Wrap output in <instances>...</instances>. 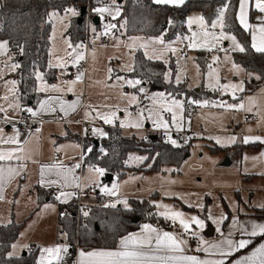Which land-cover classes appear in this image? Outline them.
I'll return each instance as SVG.
<instances>
[{
    "label": "rangeland",
    "instance_id": "1",
    "mask_svg": "<svg viewBox=\"0 0 264 264\" xmlns=\"http://www.w3.org/2000/svg\"><path fill=\"white\" fill-rule=\"evenodd\" d=\"M120 2L121 0H115L114 4L113 0H108L101 5H92L91 8L93 10L97 7H110L115 10V6L119 5ZM86 3L87 0L81 6ZM53 11L51 10L49 13ZM57 13L58 16L56 17L50 18L48 16L51 31L48 47L49 61L47 59V65L55 69L74 68L80 61H75L76 56L78 54L83 55V60H85L87 65L86 91L83 94V118L90 123L102 124V126H94L93 129L102 130L105 135L107 128L119 129L123 135H126L128 138H134L138 142L141 140L147 141L149 136L155 135L144 133L146 130H152V133L166 131L169 133L163 142H166L173 148L186 147V153L184 154L180 167L177 169L179 174L175 175H171L170 173L156 174L139 171L129 173L122 177L115 175L113 179L108 181L106 180V172L104 176L97 177L95 173L88 171L89 167L93 165L85 164L82 177L83 190L86 189L85 191H87L88 189H92L98 191L99 195L106 197L105 202H96L97 200H94L96 198L91 197L94 198L92 199L94 202L92 205L95 206L97 204L105 207V205L115 203V207L127 209L130 207V200H145L153 207L149 213L150 218L153 220L140 221L135 228L136 230L144 222L156 223L160 227L168 225L178 236L191 239L196 244L198 242L200 243L197 237L192 236L190 233L181 235L183 229L179 223L176 222L173 224L171 220H166L163 216L159 215L163 209L157 208L156 205H167L174 211L183 212L185 218L197 216L203 220L205 224L203 229L192 224L191 231L196 232L198 237L204 241L207 240L206 232L209 228L214 230V238L224 237L226 233L237 231L238 226L235 223L237 212L246 211L252 206L264 204V182L262 180H253L250 182L244 179L247 172L244 171V168H240L236 157H230L224 151L212 152L211 149L216 147L226 149L236 143L238 139L236 138L234 143L231 142V137L233 136L230 133L233 132L235 124L240 123L241 111L243 109L247 108V110H244L247 114L251 112L252 115L258 116L260 121H264V104L261 103L262 99L259 96L247 94L248 97L245 100L246 103H244L245 107L242 109L224 108L220 106L221 103L231 105L243 103L240 98L244 90L239 91L237 89L233 94L232 89L224 92L222 89H215L214 87L218 76L221 85L242 84L244 89V78H247L248 74H246L240 65L234 63L232 53L238 50L234 49L232 42L230 40L220 41L217 47L211 51L206 47L189 48L188 44L191 41L187 38L191 37L194 31H200L198 25L194 24L189 29L187 24L189 17L202 16L200 12L195 11L186 16L184 32L176 34L169 40L161 35L156 37H149L142 34L127 36L124 31L115 34L112 33L113 29H105L111 35L109 37L110 46H105L101 44V34L97 32L98 27L95 28L96 35L94 37H92V32H90L92 28H90V43L92 46L87 50L83 46L81 52V48L75 47L74 45L78 43L71 42L66 35L68 24L75 16H72L66 11ZM94 15H98V13L94 12ZM104 15L109 18V21L105 25L115 23V19L118 17L113 19L108 13H104ZM211 22H206L208 31L219 34L221 29L219 27L212 29ZM223 31L228 35L235 36L233 33L227 32L225 26ZM53 33H55L54 39ZM158 37H163L165 43L171 44V47L176 49V51L174 53L167 51L159 59L155 57L148 59L145 55L146 51L149 55H152L154 48L159 51L164 46L160 44H149V47L145 49L140 47V45ZM132 38L139 39L136 40L135 46L130 48L129 45L132 44ZM65 40H68L75 50L69 48L64 43ZM236 40L240 44L237 37ZM184 46H186V50L183 51L182 48ZM137 52L141 53L146 60L157 61L165 66L164 81L166 83L173 84L174 86H182L186 90L201 89L205 93H208L206 96L197 100L190 97L187 100L189 108H185L184 104L182 114L177 110L178 117H181L177 121L180 124L179 128L172 123L170 113L163 112L159 109L158 105H153L151 98L158 93L164 92L152 88L148 82L141 81L135 87L128 84L129 80L136 79L128 78L123 73L132 70L134 56ZM213 57H218L215 63H213ZM209 64H212L214 70L211 78L208 75ZM234 64L238 66V69L233 67ZM57 65L64 66L59 67ZM201 66H204L203 72H201ZM109 69H111V72H109ZM114 71L116 73H122V76L114 75ZM37 75L40 76L41 73L38 72ZM166 75L168 76V80L165 79ZM177 76H179L180 83H176ZM39 83H42L41 79L38 80V89H40ZM54 85L60 89L65 87L58 79ZM141 88L144 89L143 92L139 91ZM132 96L136 97L135 101H130V97ZM164 96L168 100L175 98L184 103L186 101L184 94L178 96L164 93ZM141 97L145 99L147 105L146 110H143L142 126L139 128L134 126L120 127L121 121L125 124H135L137 122L138 114L141 110L137 106V101ZM189 101L198 103H189ZM204 101H208L209 103L204 105ZM149 109H152V119H148L150 115ZM110 112L116 113V119L112 124H106L103 119L99 118L98 114ZM157 112H160V115L168 121L167 129L162 127L158 128L154 124L153 121L156 119ZM253 125V123L247 124L246 129H252ZM78 129L80 128L78 127ZM177 132L186 133L183 143L176 136H173ZM87 135L94 140H99L105 136H101L99 133L93 134V131H83V136ZM172 140L176 141L175 145L171 143ZM218 140L219 143L217 142ZM80 153L82 154V149H79ZM130 157H133V159H130ZM135 157L146 158V155L140 151L129 153L125 162L128 168L135 169L144 164L145 159L137 160ZM147 166L149 167L150 164ZM94 167L99 166L94 165ZM27 184L28 180H17L15 182L14 192L11 194V197L5 202L0 203V220L2 224L14 222L15 224L22 225L17 240L19 243L18 247L20 248V243L22 242H34L36 247H39L36 260V264H39L42 255L41 250L47 248L42 245L43 241L52 233L55 235L57 245H62L61 241L65 240V238L58 236V205H55V203H47L46 205L48 207H45L46 205L42 206V208L39 207L36 203L35 193L30 194ZM113 185H117L115 195H107L101 191L102 187H107L111 190ZM124 201L127 202V208L123 203ZM184 207L189 210H184ZM221 216L224 217L223 220L220 219ZM216 221L220 222L217 223ZM84 222L83 220V225L85 224ZM217 228H219V231H217ZM76 230L77 233V226ZM14 249L12 248L11 253H14ZM44 256L46 257L45 264H48L47 254L44 253ZM60 260H52V264H59Z\"/></svg>",
    "mask_w": 264,
    "mask_h": 264
},
{
    "label": "trees",
    "instance_id": "2",
    "mask_svg": "<svg viewBox=\"0 0 264 264\" xmlns=\"http://www.w3.org/2000/svg\"><path fill=\"white\" fill-rule=\"evenodd\" d=\"M107 2L108 0H101ZM85 0H0V39L8 42L9 52L20 65L17 68L19 81V97L23 105L34 106L41 99L35 91V76L41 72L46 81L54 80V73L47 66L49 36L51 25L48 20L51 10L63 13L68 8L80 7ZM118 22H123L127 36L142 34L149 37L164 36L167 40L178 33H183L185 18L191 12H200L206 22L210 23L222 7H225L224 24L227 32L237 36L244 52L232 54L235 64L246 72L257 75L245 81L243 94L256 91L264 80V53L254 52L250 47L249 35L236 22L238 0H186L183 5H158L151 0H121ZM69 40L81 42L84 40V25L77 24L76 18L70 20L66 31ZM204 66H201L203 72ZM165 66L157 61L146 60L139 52L134 56V67L130 76L142 82H148L152 88L166 94H184L187 100L191 97L197 100L208 93L203 90H186L182 86H174L164 81ZM85 136L82 141L84 164L97 165L104 168L107 174L122 177L127 171L161 172L166 167L178 169L186 153V147L173 148L160 138H148L147 141H137L124 137L121 130L107 128L106 135L99 141ZM239 147V146H238ZM232 148H214V151L228 152ZM91 149V151H89ZM134 151L146 155L143 165L138 168H128L125 165L127 156ZM240 156V149L232 156ZM150 164L148 167L147 165ZM66 208L74 212L75 205L63 207L59 205L57 220L58 230L66 232L70 252L65 255L61 264H71L74 256V245L83 248L114 247L119 238L132 232L140 221L153 220L149 213L152 206L145 200H130V207L92 206L84 219V225L78 227L76 233L75 220L62 217ZM189 210L188 208H183ZM257 216L264 215V209H257ZM153 216V215H152ZM138 218V222H133ZM154 218V216H153ZM155 219V218H154ZM20 224H0V264H35L36 252L25 253L19 257H10L8 252L17 240ZM97 227V230H96ZM259 238L253 240V243Z\"/></svg>",
    "mask_w": 264,
    "mask_h": 264
},
{
    "label": "crops",
    "instance_id": "3",
    "mask_svg": "<svg viewBox=\"0 0 264 264\" xmlns=\"http://www.w3.org/2000/svg\"><path fill=\"white\" fill-rule=\"evenodd\" d=\"M161 5H164V4H161ZM73 9H75V7ZM220 11L225 12V7H222L219 10V12ZM219 12L217 13L216 17L213 20H216L218 18ZM246 12H247L248 23L251 26L248 30H245L240 25L239 20L237 19L239 15V0H238V6L236 10V22L239 25V27H241L244 31L248 33L250 47L252 48L251 45L253 42L252 41L253 31L259 28L260 23H261V17H264V13H260L259 10L255 7V0H250L249 5L246 8ZM77 13L78 15H76L75 18H76L77 24L79 25L81 24L82 17L80 16V10L77 11ZM189 14H187V16ZM99 16L100 14L93 16V17H98L99 19L98 25H95L93 23V17H92L93 28L98 27L97 32L101 34V38L107 37L108 44L106 46H110L109 37L111 35L108 33L105 34L106 33L105 23L109 21V18L107 21H103L99 18ZM117 18L115 19V23L113 22V24L116 25V27L113 28L112 33H115V34H117L118 32L124 31L123 22H118ZM84 33H85V30H84ZM256 35H257V43H259L258 31L256 32ZM3 41H6V40L0 39V42H3ZM82 42L83 41L74 42V43H78V44H74L75 46L81 45L80 47L81 52L83 50ZM240 45L242 46L241 42H240ZM89 48H85V49L87 50ZM182 50L183 51L186 50V46H184V49L182 48ZM252 50L254 52H257L254 48H252ZM236 52H240V51H235L233 53H236ZM48 61H49V57H48ZM80 63H84L87 68L85 60L83 59L80 60L78 64ZM13 64H18V63L14 60V57L10 54L9 47H8L6 54L0 55V107L3 108V111H0V119H1L0 129H3L2 135L5 138L7 136L16 135L17 131L11 126L7 125V121H12L16 119L22 111L28 112L27 109L29 108H31L33 111H36L38 113L37 116H33L36 120H38V123L36 127L34 128V130H32L31 132L26 133V134L19 133L20 134L19 136L20 144L19 145L0 144V151H4V152L14 151L15 155L25 157V159L23 160H17L14 158L11 161H0V167H4L5 169H7L8 167H13V168H16L17 172L19 173L18 175H15L11 179H8L7 174H5V178L3 179L2 183H0V189H2V191H0V196L3 197L2 199H0V203L5 202L8 198L11 197V194L14 192V184L17 180H21V181L28 180V184H27L28 191H30V194L35 193L36 203L39 207L42 208V206L46 205L47 203L49 204L55 203V205H58V207L59 205H62L63 207H66L67 205H73V204L75 205V202H76L75 196L77 192L86 190V189L83 190V181H82L83 169L85 167V164L81 170H79V168H75V165L77 163L82 162V157H83L82 141H83V138L85 137L83 136V131L87 130L85 127H83V125H81L77 121L78 117L85 120L83 118V94L86 91L85 81L87 80L86 78L87 69H85V72L82 73L83 76L80 81H76V77L78 75L72 80L63 81L62 77L68 74L73 67H68L66 69H55V68L48 67L50 71L54 73L55 78L53 81L48 82L45 80V78L43 77V74L40 72L41 73L40 77L42 78L41 79L42 83L41 84L39 83L40 89H38L39 79H37V76H38L37 75L38 72H37L35 76V79H36L35 91L41 95V99L38 101L37 104H35L34 106H31L29 104L23 105L20 101L19 92H18L19 81L16 76L17 68L13 70L11 68V65ZM133 67H134V62H133ZM132 70L130 72L123 73V74H125L128 78H132L130 76V73L132 72ZM113 74L122 76V73H116V71H114ZM246 74L248 75H247V78H244L245 81L249 80L252 77L254 79H257V75L255 74H251L249 72H246ZM57 79L62 84H64L65 87L63 89H60L59 87H55L54 84ZM10 81H15L14 88L11 84H9ZM71 81H76V83L70 85L69 82ZM43 84H46V85H43ZM54 87L60 90L59 91L53 90ZM41 88H44L45 90L41 91ZM69 88H71V90H69ZM249 94L259 96L262 99L261 103L264 104V80L256 91H254L253 93H249ZM5 96H7V99H4ZM247 97H248L247 94L242 93V96L240 99H241V102H243V105L244 103H246L245 100ZM42 101L48 102L47 105L45 106V110L43 111L40 109V103ZM16 104H18L19 107H15L14 105ZM62 104L65 109L64 111L61 110ZM71 104H74L76 106L75 110L68 108V105H71ZM188 108H189V105H188ZM245 109L247 110V108ZM245 109L241 111L240 123L235 124L233 132L230 133V135L238 139L236 143L232 146L235 148H232L230 151H228L226 155L228 154V156L230 157L237 158L240 168H244V171L247 172V175L245 176L244 179H247L250 182H252L253 180H262L264 182V157H261V154L264 153V143H261L260 140H250V142L247 144L243 142L245 137H250V138L259 137L261 138V140H264V121H260V118L257 116V119L255 120L244 122L242 120V115L246 113L244 111ZM248 114L252 115L251 112H248ZM87 122L90 123L89 121ZM250 123L254 124L253 128L246 129L247 124H250ZM90 124L92 128L89 131L87 130V132L93 131L94 126H102L101 123L91 122ZM76 126H78L80 129H78V127ZM37 129H39V131H37ZM144 133L153 134L152 130H146L144 131ZM123 136L127 137L126 135H123ZM155 137H156L155 135L149 136V138H155ZM99 140H95V141L97 142ZM20 148H22L23 151H19L18 149ZM79 149H82V154L81 153L79 154ZM239 149H240V156L239 157H237V155L232 156V153H234L236 150H239ZM256 158H259V159H256ZM82 163H84V160ZM53 165H58L63 175H57V169L55 167H52ZM42 166L51 167V171H47V170L45 171L44 185L40 183ZM67 169H74V171L71 173H68ZM132 172L133 171H127L125 175L132 173ZM136 172H139V171H136ZM151 173H156V174L170 173L171 175H175V174H179V171L174 169L172 166H169V167H166L164 171L151 172ZM114 176L115 175H112L111 179H113ZM63 177H66L67 180H65ZM50 181H56L57 183L49 184L48 182ZM76 185H79V187H77ZM61 191L65 193H72V195L67 199L66 202H62L63 198L61 200H57L55 198ZM92 199L94 198L83 196L81 198V202L83 200L82 202L83 205H87V206L89 205L90 207H92L94 206L92 205L94 203ZM94 200L96 201V199ZM257 209H261V210L264 209V204L252 206L249 210H246V211L245 210L238 211L236 214V219H235V223L238 226V230L232 233L230 232L226 233L224 237L214 238L215 232L213 229L210 228L211 235L209 237L206 236L207 240H206V243L203 245V247H208V245L210 244L217 243V244H220V248L211 249L209 253H206L204 251L197 252L196 248L198 247L199 242L196 244L191 239H186L185 237L178 236L175 232H173L170 226L168 227V225L160 227L156 223L144 222L139 225L137 230L135 229L134 231L129 232V233L140 232L141 226L145 223H148L164 231L175 233L178 239L186 240V244L184 245V248H185V251L183 253L184 255H195L201 260H208V261L223 260L224 264H236V261L241 260L244 257H252L253 253H255L256 250L262 244H264V235L258 234L256 236H251L249 234L252 230L251 229L252 224H264V215L257 216L255 214ZM64 210H67V209L64 208ZM58 216H59V209L57 212V220H58ZM85 218L86 216H84V219ZM10 223H13V222L2 224L0 220L1 225H7ZM21 229H22V226H21ZM20 231H19V234H20ZM59 231H58V236L65 238L66 235L61 236L59 234ZM127 234L123 236H126ZM51 235L48 236V238L45 239V241H43L42 243L43 246L45 247L57 246L58 243L55 240V235H53V233ZM18 238H19V235H18ZM225 238L231 239L234 242H238L240 240H247L249 241V243L243 249H235V248L232 249V254L230 256H221L219 254L220 249L228 250V246L226 244L220 243ZM256 238H259V239L253 243V240ZM17 240L12 244V246L16 245L14 249L15 250L14 253H11L12 248H13L11 246L10 251L8 252V256L19 257L25 253L29 254L35 251L36 260H37V254L39 251V247L38 246L36 247V244L34 242H25V243L22 242L20 243V248H19L18 247L19 243ZM61 243L62 245H68L67 238H65V240H62ZM76 245H77L76 248L74 247V256H73V260L71 264H78L79 252L81 250L88 252L94 249H112L116 247L114 246V247L83 248V247L78 246L77 243ZM69 252H70V247L68 245V252L61 253L62 256H61V260L59 264H61L65 255H67ZM260 259L261 258L257 255L254 258V260L249 261L248 264H260ZM36 260H35V264H36Z\"/></svg>",
    "mask_w": 264,
    "mask_h": 264
},
{
    "label": "snow or ice",
    "instance_id": "4",
    "mask_svg": "<svg viewBox=\"0 0 264 264\" xmlns=\"http://www.w3.org/2000/svg\"><path fill=\"white\" fill-rule=\"evenodd\" d=\"M154 3L160 5H173V6H180L185 3V0H153ZM250 0H239V15L237 19L239 20L240 25L245 29L248 30L251 26L248 23L247 18V12L246 8L249 5ZM113 3L115 4V0H113ZM255 7L259 10L260 13H264V0H255ZM94 12L100 14L103 16L104 13H108V15L112 16L113 19H115L117 16L120 15V6L116 5L115 10H113L110 7H97L93 9ZM67 13H70L72 16L78 15L77 11L73 8L66 9ZM58 16V13L53 11L52 13H49V17L53 18ZM187 24L189 29L192 28L194 24L198 25L200 31L199 32H193L192 36L187 38L191 42L188 44L189 48L196 49L198 47H206L209 51H211L213 48H216L220 41L223 40H230L232 42V45L235 50H238L240 52H244L245 48L242 47L236 40L235 36H231L226 34L224 29V11L219 12V16L216 20L211 22V28L216 29L219 27L221 31L219 34L215 32H209L208 31V25L205 21V18L203 16H195V17H189L187 20ZM123 26V25H122ZM67 27V26H65ZM116 25L114 24H106L105 29L111 30L115 28ZM93 32L96 31L95 28L91 29ZM259 33V43H257V35L256 32ZM107 34V32L105 33ZM55 38V33H53V39ZM202 38V42H201ZM139 38H132V44L129 45L130 48H133L136 44V40ZM252 48H254L257 52L264 53V17H261V23L258 29L253 31L252 34ZM65 44L69 48H73V45L68 41H64ZM149 44H160L164 47L160 49L159 51L157 49L152 50V55H149L148 52H145V55L148 57V59H153V57L159 59L162 58L164 53L167 51H172L173 53L176 51V49L171 47V44H166L163 37H158L154 40H150L146 43H143L140 45V47H143L147 49L149 47ZM75 47H81V45H76ZM8 48V42L3 41L0 42V55H4L7 52ZM75 50V48H73ZM226 51V50H225ZM71 55V53H69ZM83 59L82 54H78L75 58V61L78 62L79 60ZM218 59V57H213V63ZM19 64H13L11 65V68L14 70L18 68ZM51 66V65H50ZM59 67H63L64 65H57ZM234 68L238 69L237 65H233ZM209 69V77L211 78L213 75V68L212 64L208 65ZM109 72H111V69H109ZM83 74H79L76 77V81H80L82 79ZM37 79H42L40 76H37ZM165 79L168 80V76H165ZM259 79V77H257ZM76 81H71L69 84H74ZM141 81L139 80H129L128 84L135 87L136 85L140 84ZM176 83H180L179 76L176 77ZM9 84L15 87V81H10ZM215 89H222L224 92H227L229 89H232L233 94L238 89L239 91H243V85H236V84H225L221 85L219 83V78L217 76L216 78V85L214 86ZM45 90L44 88H41V91ZM53 90L59 91L58 88H53ZM71 90V88H69ZM140 92H143L144 89H139ZM4 99H7V96L4 97ZM153 100L154 106H159V109L163 112H167L171 114L172 123L176 125L177 128L180 127V124L177 123L178 119L181 117H178V111L180 114L184 111V102H182L179 99L172 98L168 100L164 93H158L156 96H153L151 98ZM136 97L132 96L130 97V101H135ZM47 101H42L40 103V109L43 111L45 110V106L47 105ZM189 103H198L194 101H189ZM204 105H207L209 102L204 101ZM15 107H19L18 104L14 105ZM221 107L224 108H244L243 103H240L239 105H231V104H225L221 103ZM75 105L71 104L68 105V108L75 110ZM61 110L64 111L63 104L61 105ZM178 110V111H177ZM0 111H3V108L0 107ZM28 112L31 113L32 116H37L38 113L36 111H33L31 108L27 109ZM126 111V110H125ZM149 117L148 119H152V109H149ZM99 118L103 119L104 123L106 124H112L113 121L116 119V113L110 112L106 114H98ZM130 115V114H129ZM142 119H143V109L140 110L138 114V119L135 124H125L123 121L120 123V127H128V126H134V127H141L142 126ZM156 127L160 128H168V121H166L163 116L160 115V112L156 113V119L153 121ZM39 131V129H37ZM87 132V130H85ZM3 129H0V144H12V145H19V132L16 133V135L13 136H7L6 138L2 135ZM103 136L105 133L102 130L99 129H93V134H97ZM236 137H231V142H235ZM250 140H260L261 143H264V140H261L259 137L250 138L245 137L244 143L247 144L250 142ZM219 143V140L217 141ZM27 143V142H25ZM171 143L174 145L176 144V141L172 140ZM19 151H23L22 148L18 149ZM91 151V149H89ZM261 157H264V153L261 154ZM17 160H23L25 159L24 156H17L15 155L14 151H0V161H11L13 159ZM130 159H133V157H130ZM137 160L146 159V158H140L135 157ZM259 159V158H256ZM80 164L77 163L75 165V168H80ZM52 167H55L57 169V175H63L58 165H53ZM51 171V167L48 166H42L41 167V181L40 183L44 185L45 180V171ZM74 169H67L68 173L73 172ZM89 172L95 173L97 177H102L105 174V169L101 167H94L90 166L88 169ZM5 174H7V178L11 179L15 175H18L16 168L8 167L5 169L4 167H0V183H2L3 179L5 178ZM65 180H67L66 177H63ZM79 179V178H77ZM49 184H55L56 181H50ZM79 187V185H76ZM117 188V185H113V188L110 190L107 187H102L101 191L104 192L107 195H115V189ZM2 191V189H0ZM72 195V193H65L61 191L55 198L57 200H61L62 202H66L67 199ZM3 197L0 196V199ZM119 202V201H117ZM125 207L127 208V202H123ZM115 207V203L111 205H105V207ZM191 206V205H189ZM45 207H48L47 205ZM157 208H162L163 211L159 213V215L163 216L166 220H171L173 224L176 222L179 223L180 227L183 229V234H191L194 237H197L200 241L198 247L196 248V251H204L206 253H209L211 249H219L220 244L213 243L208 245V247H203V245L206 243L202 238H199L197 233L194 231H191V225L195 224L200 229H203L205 227L204 221L199 219L197 216H191L190 218H185V214L180 211H174L171 208H169L167 205L157 204ZM85 216L88 215L87 212L84 213ZM223 216H221V220H223ZM219 223L220 221H216ZM251 232L249 233L251 236L256 235H264V224H252L251 226ZM217 231H219V228H217ZM66 238V236H65ZM220 243L226 244L228 246V250L220 249L219 254L221 256H230L232 254V249H243L245 248L249 241L247 240H240L238 242H234L231 239L225 238ZM186 244V240L184 239H178L177 235L173 232L164 231L160 228L154 227L151 224L145 223L141 226L140 232L136 233H129L126 236H123L119 239L117 242V245L115 248L112 249H94L92 251L85 252L81 250L79 252V261L78 264H224L223 260L218 261H208V260H201L195 255H184V245ZM13 248L16 247V245L12 246ZM42 255L40 257L39 264H45L46 257L44 256V253L47 254L48 258V264H52V260L59 261L61 259V253H67L68 252V245H57L54 247H47L41 250ZM259 256L260 264H264V244H262L255 253H253L252 257H244L241 260L236 261V264H248L249 261H253L256 256Z\"/></svg>",
    "mask_w": 264,
    "mask_h": 264
},
{
    "label": "built area",
    "instance_id": "5",
    "mask_svg": "<svg viewBox=\"0 0 264 264\" xmlns=\"http://www.w3.org/2000/svg\"><path fill=\"white\" fill-rule=\"evenodd\" d=\"M104 4V2H102L101 0H87V3L81 7H85V15L82 17L81 20V24L84 25V29H85V35H84V40L82 42L83 46L85 48H89L91 45L90 43V39H91V34L90 32H92V37H94L96 35V32L90 31V28H93V23H92V17L94 16V12L91 8L92 5H101ZM81 7H75L76 11H79L81 9ZM99 18L103 21H107L108 17L106 15L103 14V16H99ZM101 44L102 45H107L108 44V39L107 37H102L101 39ZM184 49V47H183ZM86 69V66L84 63H80L77 66H75L74 68H72L70 70V72L66 75H64L62 77L63 81H68V80H72L74 79L77 75L84 73ZM137 106L140 109H146L147 105H146V101L143 97L138 99V103ZM188 109V108H187ZM257 119L256 115H249L244 113L242 115V120L244 122L246 121H251V120H255ZM77 121L83 125V127H85L88 131L91 130L92 126L90 123H88L87 121L83 120L82 118L78 117ZM1 122V119H0ZM38 123V120H36L29 112L26 111H22L19 116L12 120V121H7V125L11 126L12 128H14L17 132L21 133V134H26L31 132L32 130H34V128L36 127ZM169 132L166 131H162V132H153V134H155L156 137L160 138L162 141H164L167 136H168ZM173 136H176L178 138V140L183 143V141L185 140L186 137V133L185 132H177L176 134H173ZM82 162H83V157H82ZM80 162L79 164L81 165L79 170L82 169V167L84 166V163ZM83 196H87V197H95L96 200L98 202H105L106 201V197L103 195H99L98 191H94L92 189H88L85 192L82 191H78L76 194V202H75V210L74 212L70 213L67 210H63L62 212V216L63 217H68V218H72L75 220L76 226L79 227L81 225V223H83V219H84V213L85 212H89V210L91 209V207L88 205H83L81 202V198ZM59 234L61 236H65V231L63 229H61L59 231ZM76 244L74 245V247L76 248Z\"/></svg>",
    "mask_w": 264,
    "mask_h": 264
},
{
    "label": "water",
    "instance_id": "6",
    "mask_svg": "<svg viewBox=\"0 0 264 264\" xmlns=\"http://www.w3.org/2000/svg\"><path fill=\"white\" fill-rule=\"evenodd\" d=\"M85 15V7H81V9H80V16L81 17H83ZM81 20V19H80ZM93 23L95 24V25H98V23H99V19H98V17H93ZM96 144H97V142H95ZM229 164V163H228ZM111 177H112V175H110V174H107L106 175V180H110L111 179ZM134 223L135 222H138V218H134L133 220H132ZM96 230H97V227H96ZM211 235V229L209 228L208 229V232L206 233V236L207 237H209ZM23 255H25V254H23Z\"/></svg>",
    "mask_w": 264,
    "mask_h": 264
}]
</instances>
